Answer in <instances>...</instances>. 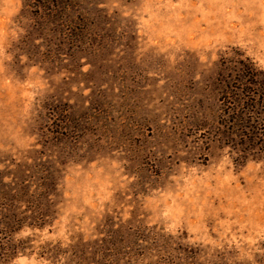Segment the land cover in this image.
<instances>
[{"label": "rangeland", "instance_id": "374dc122", "mask_svg": "<svg viewBox=\"0 0 264 264\" xmlns=\"http://www.w3.org/2000/svg\"><path fill=\"white\" fill-rule=\"evenodd\" d=\"M10 212L8 264H264V0H0Z\"/></svg>", "mask_w": 264, "mask_h": 264}, {"label": "trees", "instance_id": "16d2710c", "mask_svg": "<svg viewBox=\"0 0 264 264\" xmlns=\"http://www.w3.org/2000/svg\"><path fill=\"white\" fill-rule=\"evenodd\" d=\"M18 216L15 212H10L8 215L0 213V229L4 236L0 241V264H8L17 253L24 251V245L20 243L22 240L12 238V233L25 224L23 217ZM28 224L33 226L32 223Z\"/></svg>", "mask_w": 264, "mask_h": 264}]
</instances>
